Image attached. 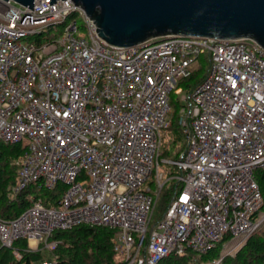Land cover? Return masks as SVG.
<instances>
[{
    "label": "built area",
    "instance_id": "obj_1",
    "mask_svg": "<svg viewBox=\"0 0 264 264\" xmlns=\"http://www.w3.org/2000/svg\"><path fill=\"white\" fill-rule=\"evenodd\" d=\"M59 24L57 36L35 39ZM203 52L208 72L184 92L177 80ZM172 91L184 103L187 144L171 161L182 186L150 224L166 180L158 151ZM0 140L23 147L10 195L33 182L63 185L54 206L33 200L0 218L3 246L22 237L29 250H51L54 229L88 222L115 227L121 264L203 252L226 235L222 255L233 253L264 220L254 178L264 166V48L250 38L180 34L111 45L72 0H33L32 8L0 0Z\"/></svg>",
    "mask_w": 264,
    "mask_h": 264
},
{
    "label": "trees",
    "instance_id": "obj_2",
    "mask_svg": "<svg viewBox=\"0 0 264 264\" xmlns=\"http://www.w3.org/2000/svg\"><path fill=\"white\" fill-rule=\"evenodd\" d=\"M57 31H61V24L57 25ZM54 27V28H56ZM52 27L40 32L48 34ZM51 35L36 36L35 39L46 40ZM34 37V35H33ZM209 57L206 52L197 56L196 65L189 74L177 80L184 92L191 91L206 76L208 72ZM184 103L179 100L178 95L172 91L169 93V105L171 107V123L165 128L161 140L158 159L169 158L171 161L181 158L186 148V137L178 123V110ZM175 145L173 157H167L168 145ZM23 147L20 143H7L0 140V218L10 219L27 208L33 200H38L46 206H54L63 185L57 183L53 188H47L40 182L28 183L25 187L16 190L10 195V189L17 180V158L22 153ZM166 172V180L162 184L156 198L153 210L157 208L160 217L166 209L168 202L175 189L182 186V181L177 179L176 174H181V168L169 162ZM256 179L262 197V203L258 211H264V166L254 169ZM155 220H152V224ZM115 227L81 222L64 229H54L48 236V240H56L57 243L46 255L45 250L27 249L25 238L14 240L12 247L0 244V264H30L32 261L51 259L55 255L57 264H121V260L113 249ZM229 237L226 235L213 247L203 252L188 249L183 254L169 253L162 257L158 264H206L221 256L223 242ZM13 248L20 252L16 257ZM42 249V250H41ZM47 251V252H48ZM220 264H264V220L252 231L245 242L233 253L221 256Z\"/></svg>",
    "mask_w": 264,
    "mask_h": 264
},
{
    "label": "water",
    "instance_id": "obj_3",
    "mask_svg": "<svg viewBox=\"0 0 264 264\" xmlns=\"http://www.w3.org/2000/svg\"><path fill=\"white\" fill-rule=\"evenodd\" d=\"M32 8L33 0H15ZM49 4L55 0H48ZM111 45L180 34L250 38L264 48V0H72Z\"/></svg>",
    "mask_w": 264,
    "mask_h": 264
},
{
    "label": "rangeland",
    "instance_id": "obj_4",
    "mask_svg": "<svg viewBox=\"0 0 264 264\" xmlns=\"http://www.w3.org/2000/svg\"><path fill=\"white\" fill-rule=\"evenodd\" d=\"M57 28L58 27L51 28V31H50L55 36H57L59 34V32L57 31ZM174 149H175V145L173 143H169L167 157H173V153H174L173 151H174ZM169 162H171V160L169 158H164V157H160L159 158L158 167H159V170L162 172V180H165L167 178L166 172H167V170L169 168V164H170ZM159 214H160L159 210L157 208H155L152 211L150 221L152 222V220H156L157 219V216ZM226 244H228V240H226V241L223 242V247H222V250H221L222 253H224L226 251L225 248H224L226 246ZM30 250H32V249H30ZM44 250L46 252L45 254L48 255L49 254V251L47 249H44ZM30 264H41V260L32 261Z\"/></svg>",
    "mask_w": 264,
    "mask_h": 264
},
{
    "label": "bare ground",
    "instance_id": "obj_5",
    "mask_svg": "<svg viewBox=\"0 0 264 264\" xmlns=\"http://www.w3.org/2000/svg\"><path fill=\"white\" fill-rule=\"evenodd\" d=\"M76 4V3H75Z\"/></svg>",
    "mask_w": 264,
    "mask_h": 264
}]
</instances>
